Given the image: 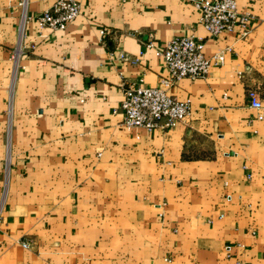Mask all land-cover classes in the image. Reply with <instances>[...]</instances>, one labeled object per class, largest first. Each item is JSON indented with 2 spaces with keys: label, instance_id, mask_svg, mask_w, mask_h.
Instances as JSON below:
<instances>
[{
  "label": "crops",
  "instance_id": "1",
  "mask_svg": "<svg viewBox=\"0 0 264 264\" xmlns=\"http://www.w3.org/2000/svg\"><path fill=\"white\" fill-rule=\"evenodd\" d=\"M193 1L80 0L66 30L31 20L21 40V0H0V264H264V0H236L245 37L208 35ZM174 37L230 50L166 86L144 44ZM140 79L189 102L187 123L122 127L123 82Z\"/></svg>",
  "mask_w": 264,
  "mask_h": 264
},
{
  "label": "built area",
  "instance_id": "2",
  "mask_svg": "<svg viewBox=\"0 0 264 264\" xmlns=\"http://www.w3.org/2000/svg\"><path fill=\"white\" fill-rule=\"evenodd\" d=\"M193 6L200 12L199 23L211 37L233 32L245 37L250 32V23L254 20V16L240 10L236 0H195ZM19 7L21 9L19 31L22 40V28L31 20H34L39 30H66L79 15L80 0H55L48 10L36 17L28 15L27 0H21ZM107 34L105 29L99 32L102 40ZM144 46L164 62L169 78L161 80V83L166 86L181 79L192 81L206 79L211 67L222 65L225 53L230 50L225 48L211 57H206L204 40L194 37H174L161 49L155 48L152 40H148ZM20 51L18 49L15 52L13 59L17 58ZM119 58L129 61L132 65L139 63L137 57L129 58L123 53L119 54ZM237 75L241 77L242 72H238ZM247 99L250 108L259 113L257 119L262 120L263 116L260 113L262 103L257 91L249 89ZM113 113L121 115V126L127 130L142 128L152 132L156 129H175L186 124L190 115V104L168 96L160 87H145L143 80L140 79L137 82H123L122 100L119 108ZM20 244L24 249H29L31 245L29 241H21ZM231 248L227 246L226 251L230 252Z\"/></svg>",
  "mask_w": 264,
  "mask_h": 264
}]
</instances>
